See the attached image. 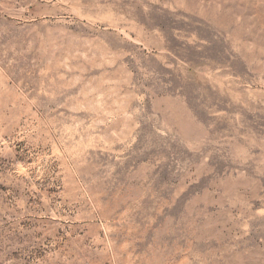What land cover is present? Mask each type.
<instances>
[{
	"label": "rangeland",
	"instance_id": "374dc122",
	"mask_svg": "<svg viewBox=\"0 0 264 264\" xmlns=\"http://www.w3.org/2000/svg\"><path fill=\"white\" fill-rule=\"evenodd\" d=\"M0 264H264V0H0Z\"/></svg>",
	"mask_w": 264,
	"mask_h": 264
}]
</instances>
